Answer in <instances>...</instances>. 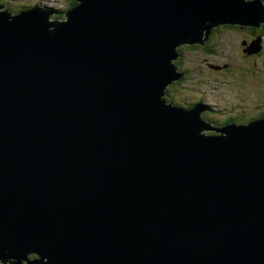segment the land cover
<instances>
[{
	"label": "water",
	"instance_id": "95a60500",
	"mask_svg": "<svg viewBox=\"0 0 264 264\" xmlns=\"http://www.w3.org/2000/svg\"><path fill=\"white\" fill-rule=\"evenodd\" d=\"M76 1L0 5V264H264V118L166 100L180 48L264 0Z\"/></svg>",
	"mask_w": 264,
	"mask_h": 264
},
{
	"label": "rangeland",
	"instance_id": "374dc122",
	"mask_svg": "<svg viewBox=\"0 0 264 264\" xmlns=\"http://www.w3.org/2000/svg\"><path fill=\"white\" fill-rule=\"evenodd\" d=\"M70 1L8 0L7 4H11L17 10L21 6L42 2L51 9L61 8L66 11L67 5L71 4ZM217 29L212 33L213 40L210 42L208 39L204 45L207 47L215 45L213 47L218 51L216 50L213 55L206 54L203 46L197 44L193 48L186 45L187 47L181 51L176 65L184 75L178 83H181L185 91H181L173 84L170 92L174 98L180 95L183 100L187 97H201L207 100L209 105L224 109L225 113L219 114L221 117L231 112L236 118L238 109L244 111L242 108L245 106V118L252 119L262 111L261 105H264V24L258 31H254L255 28L252 29L250 26H243L242 30H237L224 25ZM243 44L248 46L252 44L258 52L245 56ZM251 71L256 73L250 75ZM254 107L259 109H251Z\"/></svg>",
	"mask_w": 264,
	"mask_h": 264
},
{
	"label": "trees",
	"instance_id": "16d2710c",
	"mask_svg": "<svg viewBox=\"0 0 264 264\" xmlns=\"http://www.w3.org/2000/svg\"><path fill=\"white\" fill-rule=\"evenodd\" d=\"M0 1H2V2H6L7 3V0L6 1H4V0H0ZM71 2V4L70 5H67V10L66 11H68L71 7H73L74 5H76L77 4V1L76 0H71L70 1ZM38 4V3H37ZM39 4H41V3H39ZM14 6H12L11 4H8V9L13 13V14H17L18 12H20V11H22L23 9L22 8H19V9H17V10H15L14 8H13ZM21 9V10H20ZM56 11V15H55V18H59V19H64L65 17H64V13H66V11H63V10H61V8L60 9H56L55 10ZM226 26H228V25H226ZM228 27H233V26H228ZM234 29H237V30H241L242 28H240L239 26H236V27H234ZM218 29H215V31H217ZM254 31H258V29H253ZM263 33H264V31H263ZM263 35V34H262ZM213 37H214V34H212L211 36H210V38H209V41L211 42L212 40H213ZM213 46H215L214 44H212ZM213 46H210V47H207V46H203V48H204V51L206 52V54H209V55H213V53H215L216 52V50L218 51V49H215ZM187 47V46H186ZM186 47H183V48H180V51H182L183 49H185ZM193 47H196V46H193ZM193 47H191V48H193ZM241 49V47L239 48V50ZM244 49V48H243ZM180 82V81H179ZM180 90H182V91H185L184 89H183V87H181V83H178V81L177 82H175L174 83ZM169 91H170V89H169ZM166 100H167V102L168 103H173V104H176V105H180V104H185L186 105V103H182V101L179 99V98H174L173 97V94L170 92V95H168V97L166 98ZM193 103H195V102H193ZM193 105H195V104H193ZM192 105V106H193ZM263 108H264V106H263ZM263 112H264V110H263ZM211 114H214L212 111L210 112ZM239 115H241V114H239ZM212 116H214V115H212ZM258 116H261V115H258ZM213 118V120H216V121H219V120H217L216 118H214V117H211V119Z\"/></svg>",
	"mask_w": 264,
	"mask_h": 264
},
{
	"label": "bare ground",
	"instance_id": "6f19581e",
	"mask_svg": "<svg viewBox=\"0 0 264 264\" xmlns=\"http://www.w3.org/2000/svg\"><path fill=\"white\" fill-rule=\"evenodd\" d=\"M41 4H38V6H37V8H47L48 7V5H45V4H43L42 2H40ZM205 104H208L209 105V103H205ZM211 105V104H210ZM263 118H264V112H263Z\"/></svg>",
	"mask_w": 264,
	"mask_h": 264
},
{
	"label": "flooded vegetation",
	"instance_id": "af4514ba",
	"mask_svg": "<svg viewBox=\"0 0 264 264\" xmlns=\"http://www.w3.org/2000/svg\"><path fill=\"white\" fill-rule=\"evenodd\" d=\"M261 117L263 118V115H261Z\"/></svg>",
	"mask_w": 264,
	"mask_h": 264
}]
</instances>
